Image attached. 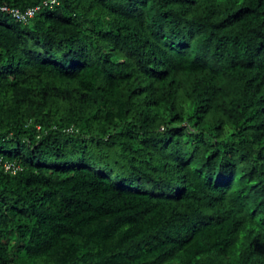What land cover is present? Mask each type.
<instances>
[{
    "label": "trees",
    "instance_id": "1",
    "mask_svg": "<svg viewBox=\"0 0 264 264\" xmlns=\"http://www.w3.org/2000/svg\"><path fill=\"white\" fill-rule=\"evenodd\" d=\"M45 1L0 0V264H264V0Z\"/></svg>",
    "mask_w": 264,
    "mask_h": 264
},
{
    "label": "built area",
    "instance_id": "2",
    "mask_svg": "<svg viewBox=\"0 0 264 264\" xmlns=\"http://www.w3.org/2000/svg\"><path fill=\"white\" fill-rule=\"evenodd\" d=\"M46 3H54L56 2V0H46ZM41 7V5H36V6H32L30 8H28L26 11H22L19 8H15V7H9L7 5L2 6L0 5V9H4V10H11L18 18L22 19V20H28L29 18L33 17L37 10ZM18 167V166H17ZM6 169H14V164L13 163H6Z\"/></svg>",
    "mask_w": 264,
    "mask_h": 264
}]
</instances>
